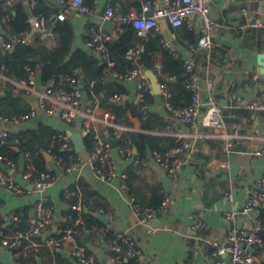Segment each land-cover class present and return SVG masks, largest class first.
Returning a JSON list of instances; mask_svg holds the SVG:
<instances>
[{
	"label": "crops",
	"instance_id": "obj_1",
	"mask_svg": "<svg viewBox=\"0 0 264 264\" xmlns=\"http://www.w3.org/2000/svg\"><path fill=\"white\" fill-rule=\"evenodd\" d=\"M22 1L25 5H29V1ZM48 1L58 12L59 7L56 2ZM141 1L92 0V3L88 5L93 9L90 15H80L63 8L65 14L63 21H68L73 30L72 49L80 48L99 58V54L94 48L88 46V42L92 29H104L101 15L105 7L108 5L114 7L116 17H121L132 11L139 12ZM205 1L216 22L215 31L212 33L213 48L209 53L203 52L196 55L191 49L194 43L190 39L197 38L201 33L198 23L192 30L188 29L193 35L185 33L181 27L175 28L169 25L171 34L169 41L163 37L160 23L156 31L160 35V42L170 53L173 52L181 61L192 60L195 64H201L204 67L200 72L199 81L202 105L196 119L187 125L178 123L165 107L168 98H165L162 90L157 94L151 91L152 102L146 105V109L160 116L163 125L157 130L144 131L140 128L138 117L129 116L130 125L116 121L114 115L99 105L97 100L91 103L86 89L81 88L84 109L92 110L94 115L102 120L97 124L99 137L102 141L109 143L118 172L126 176L124 182L127 189L121 187L119 178L108 182L100 180L92 169L85 165L71 173H60L52 185L39 191L23 178V155L16 165L11 161L10 165L7 163L5 165L6 172L20 184L22 190L15 193L0 186V218L2 220L9 222L13 220V217L17 218V214L26 216V222L29 221V225L25 228L29 230L34 225L35 203L41 198L53 206L52 225L49 231L51 236H56L69 223L72 216L76 215L75 210L71 208L72 205H79L81 212L89 213L97 219H99L98 215H103L107 218V222L99 219L101 225H93L75 236V240L81 244L79 238L86 235V243L82 245L94 255L92 264L107 263L110 256V236L115 232H130L133 235L134 243L141 252L143 264H214V258L210 255V242L217 241L226 246L227 232L230 229L236 227L248 230L250 228L251 219L258 217L260 206L249 216L239 214L235 221L227 220L225 213L238 212L255 181L264 176V157L250 154L253 148L264 139V113L249 111L242 106L245 102L257 100L264 93V74L259 72V67H264V27L250 26L254 17L264 18V0ZM243 8L248 10L247 15L241 13ZM110 26L111 31H107L112 38L115 33V25L112 21ZM54 27L52 23L51 27L46 28L47 32L49 33L52 28L54 30ZM37 32V30H31V34ZM50 44L53 45V43ZM159 61L160 57L156 65L160 68ZM104 72L107 74L106 81L113 82L108 80L110 72L106 67ZM147 73L154 74L157 78L159 72H156V68L154 72L144 70V75L152 84ZM204 77H208L213 84L214 98L223 110L226 131L235 130L243 137L237 141L234 140V145L229 150L225 148L222 141L211 136L213 129L207 125L209 107L204 104L207 96ZM118 84H122L126 92L118 94L121 98L116 104H133L138 92L136 81H121ZM162 85L160 84V87ZM42 87L37 84L38 89ZM86 88L91 92L92 89L88 85ZM1 94L3 92H0ZM24 97L27 103L36 102L34 96L25 95ZM40 123L52 126L68 136L81 135L83 125L81 120L67 123L56 117L37 115L16 125L0 121V129L6 132L32 129ZM101 127L111 129V136L109 137L107 133L101 134L99 132ZM120 127L126 129L123 130ZM138 133L151 135L163 145L179 140L191 145V157L183 165L178 180L168 189L164 187L155 172L156 165L151 153L147 152L146 157L141 156L130 140L129 135ZM81 138L83 141L82 135ZM112 140L116 142L113 143ZM126 140L130 141L129 145L125 142ZM71 142L75 150V145L73 141ZM121 147L127 149L125 155L119 154ZM44 152L46 153L45 168L56 171L58 165L50 156V152ZM77 153L83 157L86 155L85 149ZM157 182L161 183L164 196L162 202L166 200V204L159 208L155 216L151 217L146 224H141L139 223L140 212L149 208L147 203L152 195V188L158 185ZM228 194L231 195V201L226 199ZM197 223L201 226L195 229L194 226ZM40 244H42L41 240ZM44 246L50 250L57 249ZM38 248L39 246L36 250L29 248L24 250L28 254L37 252ZM60 249L66 252V255L59 253L61 259L43 255L44 252L41 250L40 256H42L36 261L30 260L28 264H78L67 250ZM253 253L257 262L264 264V244ZM222 259L229 263L227 256H223Z\"/></svg>",
	"mask_w": 264,
	"mask_h": 264
},
{
	"label": "built area",
	"instance_id": "obj_2",
	"mask_svg": "<svg viewBox=\"0 0 264 264\" xmlns=\"http://www.w3.org/2000/svg\"><path fill=\"white\" fill-rule=\"evenodd\" d=\"M14 0H0L1 9L7 11ZM59 7L55 14L50 17L63 21L65 14L63 8H67L80 15H90L93 12L92 7L84 3V0H54ZM34 0H29V5L33 4ZM62 8V9H61ZM241 13L248 14L246 8L241 9ZM8 15L3 17L6 21ZM101 18L103 21H112L115 25L114 30L120 31L123 24H130L141 37L153 35L159 28L161 21H166L171 27H185L192 30L195 25L201 28V33L198 35L196 42L191 49L194 54L200 55L203 52H210L213 48L212 33L215 31L216 22L210 13L209 7L205 0H142L139 12H129L121 17H116L114 7L108 5L102 12ZM32 29L37 30L42 38H46L48 34L45 27V19L43 17L33 18L29 21ZM252 28L264 27V18L254 17L250 23ZM111 40V34L107 30L98 28L92 29L91 38L88 46L95 49L99 54V58L106 62V68L110 74L114 75L121 81L135 80L137 83V95L133 100V104L138 105L144 100L146 94L152 91L151 83L144 75V71L137 63L139 56V47L128 49L127 55L131 58L130 68L119 73L114 70V62L108 59L105 43ZM20 43H28L30 41L27 35L18 39ZM0 46L4 52L11 49V43L6 41L0 33ZM175 56V54L172 52ZM182 66L188 74L186 88L190 91V101L183 107H173L168 100L165 102V107L169 111L171 117L180 124L192 123L202 105L200 99V72L203 70L201 64H195L192 60L182 61ZM156 72H159V67H156ZM37 68L31 71V75L25 79L15 80L5 74L4 65H0V92L10 90L13 94L24 92L26 95L35 97V103H28L27 112L20 116L5 117L0 115L1 122L10 124H19L37 115L48 117H56L64 122H72L77 118L83 119L82 136L88 134L93 135L95 146L93 150L86 153L83 157L80 153H68L62 156L61 153L71 148L72 142L68 135L62 133L56 138V143L59 144L57 151L50 152V156L58 165L56 171L46 169L44 171H35L31 164L29 154H24V173L23 178L26 179L35 189L43 190L52 185L58 178L60 173H71L80 170L83 166L88 165L97 178L103 181H112L116 178L121 180V187L127 189L124 182L125 174L118 172L116 162L113 159L108 142L101 140L98 134L97 124L99 120L92 110L84 109V100L81 92L83 84L81 78L75 75L58 76L56 82H49L41 89L37 88ZM205 79V88L207 96L204 104L209 107L207 116V125L213 129L212 137L223 142L227 150L234 145V140L242 139L237 131L227 132L225 129L224 114L222 108L217 104L214 98V87L208 77ZM95 81L90 80L88 87L92 89ZM161 90L165 98H169L166 86L162 85ZM121 96L118 94L111 95L108 99L110 102L118 103ZM243 108L249 111L264 113V93L257 99L243 103ZM125 130L126 128L120 127ZM168 128V127H167ZM6 131L0 129V138L6 136ZM246 139V138H244ZM252 141L250 139H246ZM127 145L129 140L125 141ZM127 149L119 148V154L125 155ZM251 155L264 157V139L258 143L250 152ZM151 157L156 166H158L168 179L174 183L178 180L179 173L183 165L191 157V145L179 140L172 147L160 151L152 150ZM3 158L0 157V164ZM10 165V162L7 161ZM0 186L15 193L21 192L22 188L11 175L6 172L5 168L0 167ZM228 201H231V195L226 196ZM166 204V200L159 207L145 208L140 212L139 223L146 224L147 221L155 216L156 212ZM264 204V176L259 177L251 189L248 197L244 200L238 212L229 211L225 213V218L230 221H235V218L240 214L249 216L258 206ZM76 212L73 225L62 228L56 236L49 235L52 225L53 206L47 203L44 199H39L34 206V225L26 232L16 231L12 235L0 234V252L8 251L12 264L14 257L17 255L12 253V250L17 247L19 240L22 238L31 240L33 236H40L41 243L50 248H63L77 261L78 264H92L94 255L87 248L79 244L75 240L78 233V226L81 225V208L79 205L71 207ZM13 220H16L13 217ZM197 223L194 228L200 227ZM264 229V223L257 217L251 219L250 228L247 230L233 227L227 232L228 245L217 241L210 242V255L214 258V264H259L254 256L253 251L263 245L258 231ZM1 233V232H0ZM113 237L109 243V251L113 254L107 259L106 264H123L122 258H132L134 264H143V258L140 250L134 243L133 235L130 232L112 234ZM40 243L30 241L25 248L36 250ZM120 245L125 247L122 254L119 253ZM227 256L229 263H226L222 257Z\"/></svg>",
	"mask_w": 264,
	"mask_h": 264
},
{
	"label": "trees",
	"instance_id": "obj_3",
	"mask_svg": "<svg viewBox=\"0 0 264 264\" xmlns=\"http://www.w3.org/2000/svg\"><path fill=\"white\" fill-rule=\"evenodd\" d=\"M84 3L90 5L92 0H84ZM55 13H57V9L48 0H34L31 6L25 5L22 0H14L7 11L1 9L0 3V33L6 41L11 43V49L6 52L0 46V65H4L5 74L15 80L25 79L31 75L32 70L37 68L40 75L38 84L42 86L51 81L52 83L56 82L59 75H75L83 80L82 88L86 89L91 103L97 100L99 105L108 109L114 115L116 121L130 125L129 116H136L139 119L140 128L144 131L161 128L163 121L160 116L146 109V105L152 102L151 94H146L144 100L138 105L132 103L119 105L109 102L108 98L111 95L124 94L126 92L125 88L122 84L106 81L107 74L104 72L106 62L99 59L95 54H89L80 48L72 49L73 30L68 21H61L54 27L53 45L47 39L42 38L38 32L31 34L32 29L29 23L31 18L43 17L45 27L48 29L53 23V18L50 15ZM6 14L8 18L3 21L2 19ZM181 28L185 30V33L193 35L185 27ZM24 35L29 36L30 39L26 44L17 41ZM160 40V35L157 32L145 38L139 36L130 24H123L121 30L115 31L111 40L104 45L108 59L114 62V70L119 73H123L130 68L131 58L127 55V51L135 46L139 47L137 63L143 71L154 72L158 57H160V68L157 74L158 82L166 86L169 93L168 102L173 107H183L190 101L191 97L190 91L186 88L188 74L182 66V61L165 49ZM196 40L197 38L190 39L193 43ZM90 80L95 81L91 92L86 88ZM20 93L13 94L9 89L3 91V94L0 95L1 116H20L27 112L28 103L24 97L26 94L24 92ZM75 120H81V124L83 123L82 118ZM99 132L111 136V129L109 128L101 127ZM6 133L3 139L0 138V157L3 158L0 167L5 168L7 161H11L16 165L24 154H29L35 171H44L46 168L43 152L57 151L59 144L56 143V138L63 132L40 123L32 129L7 131ZM129 138L143 157L147 156V149L163 151L176 144L174 142L163 145L155 137L145 133L131 134ZM83 143L86 153L93 150L95 146L93 135L83 136ZM68 153L76 154L72 145L70 149L63 151L61 155L66 156ZM157 184L156 187L152 188V195L147 207L155 208L162 203L164 197L161 191L162 186L160 182H157ZM134 196L136 198L135 193ZM134 200L136 204V199ZM260 207L257 218L264 223V204ZM16 216V220L9 222L0 218V234L12 235L16 231L26 232L28 230V228H25L26 225H29V221L26 222L27 217H22L20 214ZM75 217L76 215H73L64 227L73 225ZM81 217L83 223L78 226V233L90 229L93 225H101L99 219L89 213L81 212ZM258 236L264 244V229L258 231ZM112 237L113 235L110 236V240ZM31 240L40 243L41 238L40 236H33ZM31 240L20 239L17 247L12 250L13 254H17L14 257L15 264H28L30 260L36 261L38 257L42 256H40L41 250L44 252L43 255L46 254L61 259V255L55 249L50 250L43 244L39 245L37 252L26 254L24 248L29 245ZM124 249L125 247L120 245L119 253L122 254ZM109 253L110 255L113 254L110 251ZM122 259L123 264H134L132 258H127L126 261H124L125 258Z\"/></svg>",
	"mask_w": 264,
	"mask_h": 264
},
{
	"label": "water",
	"instance_id": "obj_4",
	"mask_svg": "<svg viewBox=\"0 0 264 264\" xmlns=\"http://www.w3.org/2000/svg\"><path fill=\"white\" fill-rule=\"evenodd\" d=\"M57 24H59V20L58 19H54L53 25L56 26ZM168 26H169V24L166 21H161L160 22V29H161L162 35H163V37L165 38L166 41H169V37H171V34L169 32V27ZM103 28L108 30V31H111L110 21H104ZM0 29H1V27H0ZM46 38L49 40L50 43H53V28L46 35ZM259 72L261 74H264V67L260 66L259 67ZM147 74L152 80V84H151L152 85V92L154 94L160 93L161 92V87H160V84H159L156 76L154 74H151V73H147ZM39 77H40V75H39V72H38L37 75L35 76V80L37 82H39V79H40ZM108 80L113 81V82H118V83L121 82V80L117 79L112 74H109ZM81 83L83 84V80L82 79H81ZM69 137H70L71 141H73V144L75 145L76 152H80V151L85 149V146L83 144V141H82V138H81L80 134H70ZM112 142L115 143L116 140H112ZM147 152L150 154L151 150L148 149ZM43 154L45 155L46 153L43 152ZM155 172L159 176V178H160L161 182L163 183L164 187L166 189H168L171 186L172 182L168 179V177L163 173V171L158 166L155 167ZM98 218L101 221L107 222V218H105L103 215H98ZM86 238H87L86 235H84L83 237L79 238V242L81 244H85L86 243ZM227 245H228V243H227ZM56 251L58 253L62 254V255H66V252L64 250L60 249V248H57ZM0 264H12V261H11V258H10V253L8 251H2L0 253Z\"/></svg>",
	"mask_w": 264,
	"mask_h": 264
}]
</instances>
